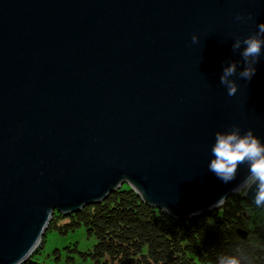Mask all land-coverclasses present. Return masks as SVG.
Listing matches in <instances>:
<instances>
[{"label": "water", "instance_id": "obj_1", "mask_svg": "<svg viewBox=\"0 0 264 264\" xmlns=\"http://www.w3.org/2000/svg\"><path fill=\"white\" fill-rule=\"evenodd\" d=\"M259 23L264 0H0V264L122 183L175 219L238 194L247 165L225 184L208 163L233 125L264 143V48L235 95L219 79Z\"/></svg>", "mask_w": 264, "mask_h": 264}, {"label": "trees", "instance_id": "obj_2", "mask_svg": "<svg viewBox=\"0 0 264 264\" xmlns=\"http://www.w3.org/2000/svg\"><path fill=\"white\" fill-rule=\"evenodd\" d=\"M241 193L216 209L175 219L122 184L98 203L67 215L54 211L21 264H218L220 255L264 264V208Z\"/></svg>", "mask_w": 264, "mask_h": 264}, {"label": "clouds", "instance_id": "obj_3", "mask_svg": "<svg viewBox=\"0 0 264 264\" xmlns=\"http://www.w3.org/2000/svg\"><path fill=\"white\" fill-rule=\"evenodd\" d=\"M237 21L244 17L237 14ZM257 32L243 37L236 38L231 45L233 53L239 52L243 60L244 67L237 72L239 62H228L222 69L220 84L223 85L228 96L236 94L238 85L231 77H239L250 81L255 75V65L260 61L262 48H264V23L257 25ZM192 42L197 43L196 35L192 36ZM243 46V47H242ZM211 156L208 169L216 175L223 183L227 184L236 179L238 167L247 165L248 175L236 188L234 192L242 189L249 190L255 186L254 203L257 207H264V143L253 135V131L248 129L243 134L238 126L233 125L227 132L217 131L214 134V143L210 149ZM226 197H221L214 207L222 204ZM218 264H241V259L232 255H220Z\"/></svg>", "mask_w": 264, "mask_h": 264}, {"label": "rangeland", "instance_id": "obj_4", "mask_svg": "<svg viewBox=\"0 0 264 264\" xmlns=\"http://www.w3.org/2000/svg\"><path fill=\"white\" fill-rule=\"evenodd\" d=\"M122 184H126V183H122ZM122 184H121V185H122ZM39 243H40V242H39ZM39 243H38V245H39ZM38 245H37L35 248H37V247H38Z\"/></svg>", "mask_w": 264, "mask_h": 264}]
</instances>
